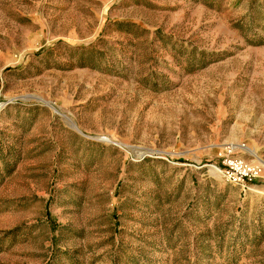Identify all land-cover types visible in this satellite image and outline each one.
I'll use <instances>...</instances> for the list:
<instances>
[{"label": "rangeland", "instance_id": "1", "mask_svg": "<svg viewBox=\"0 0 264 264\" xmlns=\"http://www.w3.org/2000/svg\"><path fill=\"white\" fill-rule=\"evenodd\" d=\"M255 188L264 0H0V264H264Z\"/></svg>", "mask_w": 264, "mask_h": 264}, {"label": "built area", "instance_id": "2", "mask_svg": "<svg viewBox=\"0 0 264 264\" xmlns=\"http://www.w3.org/2000/svg\"><path fill=\"white\" fill-rule=\"evenodd\" d=\"M238 170L243 171V175H234V181H238L239 183H243L245 184L246 181L244 180H248L249 179V174L253 173V169H251V171L243 164V163H237L236 165H234ZM254 173H256V170H254ZM247 178V179H246Z\"/></svg>", "mask_w": 264, "mask_h": 264}, {"label": "crops", "instance_id": "3", "mask_svg": "<svg viewBox=\"0 0 264 264\" xmlns=\"http://www.w3.org/2000/svg\"><path fill=\"white\" fill-rule=\"evenodd\" d=\"M50 106V105H49ZM57 114H58V116L64 121V123L67 125V127L70 129V130H74V129H72L69 125H68V122L71 120V119H69L68 117H66V116H62L61 114H59L58 112H56ZM72 121V120H71ZM77 126V125H76ZM78 127V126H77ZM76 133H78L80 136H82L83 138H86V139H88V140H93V141H96V142H98V143H105V144H110V143H106V142H104V141H102V140H100L102 137H100V138H98V139H92V137H88V136H86L83 132H81V130L80 129H78V130H74Z\"/></svg>", "mask_w": 264, "mask_h": 264}, {"label": "bare ground", "instance_id": "4", "mask_svg": "<svg viewBox=\"0 0 264 264\" xmlns=\"http://www.w3.org/2000/svg\"><path fill=\"white\" fill-rule=\"evenodd\" d=\"M58 111V110H57ZM68 125L72 128V129H74V130H78L79 128L76 126V124L73 122V120L71 121H69L68 122ZM100 140H102V141H104V142H106V143H110V144H112V141H110V140H108V139H105V138H101ZM119 146V145H118ZM217 171V170H216ZM218 172V171H217ZM216 172V173H217ZM253 192H255V193H258V194H262V195H264V191H262V190H260V189H254L253 190Z\"/></svg>", "mask_w": 264, "mask_h": 264}]
</instances>
